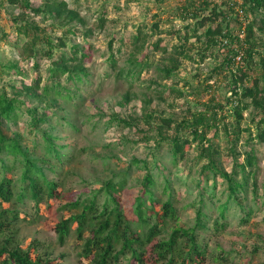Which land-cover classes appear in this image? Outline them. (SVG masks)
Here are the masks:
<instances>
[{
	"label": "trees",
	"instance_id": "16d2710c",
	"mask_svg": "<svg viewBox=\"0 0 264 264\" xmlns=\"http://www.w3.org/2000/svg\"><path fill=\"white\" fill-rule=\"evenodd\" d=\"M39 1L40 4L35 7L32 0H6L9 6L20 10L16 17V38L13 42L8 40V43L13 48V55L33 62L36 75L27 84V72L18 63L9 61L3 64L6 70L16 74L19 86L12 87V96L5 91L0 94V127L4 123L16 126L22 116H28L30 134L41 135L42 147L36 139L29 147L17 134L9 138L0 128V264H63L60 263L63 256L54 258L51 252L40 253L33 244L24 248L19 232L22 222L32 221L24 210L29 201L33 202L34 220H38L42 206L48 205L50 200L60 201L61 204L63 198L64 184L60 180V172L68 164V154L56 143L57 138L48 130H41V127L49 123V129L55 130L57 125L64 126L65 122L72 129L77 127L67 116H59L41 105L29 106L20 97L39 102L48 98L62 108L78 106L81 85L91 82L89 68L86 67L89 54L83 46L70 47L69 39L70 36L81 35L76 25H85V19L79 10L70 7L67 0ZM178 12L184 25L176 33L172 29H162L159 21L152 24L157 35L174 34L177 40L171 49L156 46L159 51H171L168 65L159 68L163 75L161 79H172L180 70V60L203 65L207 54L223 52V65L216 67L215 71H229V89L224 100H220L215 93L221 87L210 86L209 80H206L207 84L201 87L210 98L204 109L187 107L183 110L181 118L175 120L177 123L172 135L166 134L165 130L172 129L175 122L160 116V122L154 126L158 113L149 110L141 122L153 128L159 136L154 160H133L118 179L105 182L101 189L85 198L59 206L60 211L69 214L55 225L59 242L64 245L76 236L78 241L83 242L78 255L87 264H202L206 258V246L199 240L198 234L210 229L204 200H200L202 204L196 210L195 225L184 228L178 222L173 194L169 193V199L164 202L155 194L156 175L165 176L164 172L168 170L157 157L165 146L175 166L186 158L187 147L196 149L197 154L192 161L200 168L199 186L203 182L209 183L210 177L213 189L218 178L227 183L228 197L219 208L221 218L225 219L233 202L246 215L253 212L246 209L245 202L249 191L256 198L259 195L258 158L251 144L257 142L264 145V0H185ZM106 14L104 11L99 19L100 28L108 21ZM36 17L42 18V21L56 19L58 25H52L61 29V36L54 40L44 26L36 24ZM231 21L238 22L240 28L234 30ZM29 23L36 25L31 27ZM91 32L87 31L85 37H90ZM3 39L7 41L8 35L3 34ZM148 39L149 36L139 29L132 39L133 50L128 58V67L119 70L118 77L132 81L140 79L142 72L149 68L148 59H139L138 56L148 45ZM68 48L69 52H62L56 58L57 50ZM120 52L119 49L117 53ZM239 56L240 61L237 60ZM45 59L50 61V65L43 77L39 61ZM110 63L113 68L118 64L113 54ZM151 84L158 85V81H151ZM189 86L191 83L185 81L184 87ZM157 93L163 96V93ZM149 100L152 101L151 98ZM246 112H249L254 126L243 125L247 120ZM118 120L124 128H132L136 122L134 118L131 121ZM220 133L225 135L228 153L233 159L230 172L222 166L223 148L215 143ZM243 135H247L250 147L245 153L240 150ZM134 167L142 169L145 174L140 180L135 201L136 219L130 220L117 195L122 192ZM16 169L21 171L19 178L11 174ZM170 184L167 177L165 193ZM226 227L219 220H215L213 225L217 231ZM212 258L217 260L216 255Z\"/></svg>",
	"mask_w": 264,
	"mask_h": 264
},
{
	"label": "rangeland",
	"instance_id": "374dc122",
	"mask_svg": "<svg viewBox=\"0 0 264 264\" xmlns=\"http://www.w3.org/2000/svg\"><path fill=\"white\" fill-rule=\"evenodd\" d=\"M70 7L79 10L85 19V25H76L81 35L70 36V47L83 46L89 54L86 59V67L89 68L91 82L81 85L78 106L60 107L59 103L46 98L44 102L33 101L21 96L29 106L41 105L51 112L61 116H67L77 129L69 127L67 122L64 126L57 125L56 129H49V123L44 124L41 130H48L55 138L56 143L65 148L68 154L64 171L60 172V180L63 181L64 190L60 201L50 200L49 204L42 206L41 218L34 220L35 210L33 202L29 201L25 211L29 213L31 222H22L20 225L19 238L26 248L33 244L39 248L40 253L51 252L54 258H60L63 264H87L79 257L83 242L72 236L68 242L62 245L59 242L55 225L63 218L69 216L65 211H60L59 206L71 203L77 198H85L98 191L104 183L112 179H118L133 160L152 162L153 153L156 149L159 136L145 123L141 122L143 116L149 110L157 111L154 126L160 122V116L173 120L172 129L165 130L166 134L174 133L176 125L187 107L204 109L210 95L204 91L201 85L220 86L217 94L220 100H224L226 90L229 89L231 74L228 70L215 71L221 67L225 53L216 52L214 55L207 54L205 63L198 65L186 60H180V70L170 80H162L159 68L168 65L171 56V47L177 43L174 34L157 35L152 29V24L160 22L164 30L172 29L174 33L181 30L184 22L180 19L179 8L185 0H67ZM219 1V0H214ZM35 7L40 4L39 0H32ZM104 11L108 19L106 25L99 27V19ZM20 10L9 6L6 0H0V94L5 91L12 96V87L19 86V79L12 71L5 69L3 64L9 61L18 63L20 68L27 72L25 82L31 83L36 75L33 62L18 58L13 55L12 46L16 38V17ZM156 16V17H155ZM36 24H41L47 29L54 40L61 36V29L53 27L58 25L56 19L42 21L36 17ZM34 23L29 26L34 27ZM234 30L240 28V24L231 21ZM243 26V25H242ZM142 29L149 36L148 45L138 56L139 59L146 57L150 63L140 77L126 80L118 77L119 70L128 67V58L133 50L132 39L138 30ZM92 31L90 37L84 34ZM240 32V31H239ZM3 34L8 39H3ZM170 47L169 51H159L156 46ZM69 47V48H70ZM57 50L56 58L62 52L70 50ZM121 52L118 54V50ZM115 55L118 64L111 67L110 57ZM40 72L46 76V70L50 65L49 60H40ZM18 76V75H17ZM158 81V85L151 81ZM189 81L191 86L184 87V82ZM178 85H177V84ZM157 92L163 93V96ZM184 92V96L181 95ZM148 95V96H147ZM151 98V102H149ZM28 105V104H27ZM67 108V109H65ZM244 126H254L249 119V112ZM136 119L134 126L124 128L118 119ZM55 124L56 120H52ZM153 127V126H152ZM1 128V127H0ZM7 137H21L24 144L32 147L36 139L42 147L41 135L30 134L29 117L22 116L18 125H7L1 128ZM247 135H243L240 150L245 153L250 150ZM218 143L223 148L221 157L223 168L230 172L233 159L228 153L229 145L223 133H220ZM258 158V197L249 191L246 197V209L253 212L246 215L234 202L229 205L225 219L220 216V206L228 197L227 183L218 178L216 188L213 189L212 177L209 183L198 185L199 165L195 166L194 157L196 149L187 147L186 158L174 165V159L165 146L157 153L160 162L167 166L164 172L171 182L169 190L165 193V180L167 177L156 175L157 185L155 194L162 202L169 199L173 194V202L177 208L179 225L184 228H192L196 223V210L201 199L204 200V210L209 216V230L199 231V240L203 241L207 255L202 264H264V145L252 143ZM38 155L40 152L37 150ZM192 161V162H191ZM242 161V158L240 159ZM21 171L16 169L11 173L15 178L20 177ZM142 169L134 167L127 181L118 194L119 202L128 219H136L135 201L139 193L140 180L144 175ZM50 176L54 177L53 174ZM58 179V178H57ZM243 220L246 222L243 223ZM215 220L226 224L223 230L213 228ZM217 256V260L212 258Z\"/></svg>",
	"mask_w": 264,
	"mask_h": 264
},
{
	"label": "built area",
	"instance_id": "2783aa9c",
	"mask_svg": "<svg viewBox=\"0 0 264 264\" xmlns=\"http://www.w3.org/2000/svg\"><path fill=\"white\" fill-rule=\"evenodd\" d=\"M237 60L240 61V60H241V57L239 56V57L237 58Z\"/></svg>",
	"mask_w": 264,
	"mask_h": 264
}]
</instances>
